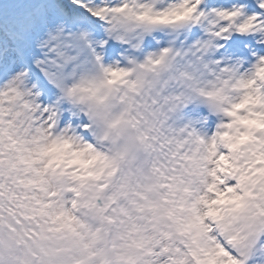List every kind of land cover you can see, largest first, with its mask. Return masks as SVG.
<instances>
[{
    "label": "snow or ice",
    "instance_id": "obj_1",
    "mask_svg": "<svg viewBox=\"0 0 264 264\" xmlns=\"http://www.w3.org/2000/svg\"><path fill=\"white\" fill-rule=\"evenodd\" d=\"M0 264H264V0H0Z\"/></svg>",
    "mask_w": 264,
    "mask_h": 264
}]
</instances>
